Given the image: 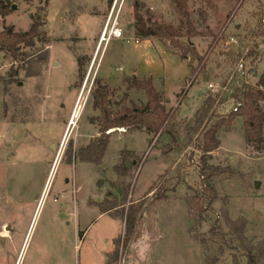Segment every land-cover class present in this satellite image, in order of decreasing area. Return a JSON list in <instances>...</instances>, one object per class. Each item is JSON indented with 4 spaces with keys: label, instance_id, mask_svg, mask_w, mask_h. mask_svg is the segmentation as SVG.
Returning a JSON list of instances; mask_svg holds the SVG:
<instances>
[{
    "label": "rangeland",
    "instance_id": "obj_1",
    "mask_svg": "<svg viewBox=\"0 0 264 264\" xmlns=\"http://www.w3.org/2000/svg\"><path fill=\"white\" fill-rule=\"evenodd\" d=\"M140 1L145 19L148 10L154 22L178 26L169 0ZM9 2L16 9L0 20V31L25 32L30 16L41 27L35 45L20 49L15 60L0 53V264H107L118 238L110 264H246L247 249L262 251L264 264V143L245 148L243 120L235 117L231 132L217 134L220 149L207 156L203 170L214 175L203 180L202 138L184 129L208 95H229L241 82L223 69L222 53L241 55L239 63L253 51L244 69L247 74L256 58L246 81L257 82L264 70V0H187L189 19L203 35L191 41L197 53L206 54L215 34L225 38L207 53L196 79L190 70L196 62L181 59L166 42L135 36L133 0H125L118 18L123 37L105 45L99 38L108 0ZM131 77L151 78L166 108L177 109L178 142L118 129L99 164L77 161L75 152L98 136L91 122L98 116L94 80L106 84L110 110L118 112L146 102L144 92L122 82ZM234 105L227 100L217 108L209 126ZM126 163L129 169L114 171ZM195 192L213 195L200 223L187 206ZM153 193L163 198L152 202ZM144 198L142 218L124 247L121 212ZM100 206L116 208L102 213Z\"/></svg>",
    "mask_w": 264,
    "mask_h": 264
},
{
    "label": "trees",
    "instance_id": "obj_2",
    "mask_svg": "<svg viewBox=\"0 0 264 264\" xmlns=\"http://www.w3.org/2000/svg\"><path fill=\"white\" fill-rule=\"evenodd\" d=\"M174 6L175 11L178 13L180 22L177 27L167 25L165 23H157L152 20L148 10H146V19L143 17L142 11L146 8V5L140 0H133L132 4V18L134 34L138 39L146 41L147 39H157L164 43L179 54L183 60H191L196 62L195 68L190 67L191 76L196 79L198 77L197 70L205 71L207 64V53L213 51L215 46L222 42L225 38L223 34H215L212 43L209 45L206 54L200 55L194 49L192 39L203 36L199 31L197 32L191 19H189V13L187 11V0H169ZM112 3V0H108V6ZM11 3L9 0H0V20L7 17L11 11ZM31 25L25 32H15L13 27H8L0 31V53H6L12 59H16L20 49L31 48L35 45V42L40 37L41 24L34 16H30ZM223 33V32H221ZM226 56L223 69L230 70V74L235 75L233 67L237 65L241 55L232 53H222ZM254 52L250 51L248 55L244 56L241 60H246L253 56ZM255 60L253 58L250 62L251 69L248 71L244 80L239 85H234L232 92L226 95L224 91L218 90L215 95H208L206 99L201 103L202 105L194 113L191 120L186 123L184 129L187 133L192 132L195 138L201 136L202 145L200 150L202 153L201 163L202 168L200 177L202 179H208L214 175V172L204 175L203 170L206 166V158L210 153L217 150L219 147V139L217 133L222 129L229 131L234 123L235 117H240L243 120V136L245 137V144L247 147L253 150H259L263 147L264 139L262 136V130L264 127V112L260 104L264 105V70L258 77L256 83H247L246 78L253 72L255 68ZM236 67V66H235ZM234 71L231 73V71ZM122 82L127 85L128 88L135 89L137 91L144 92L146 102L142 106L135 104L130 107L122 108L118 112H112L110 110V100L108 99V87L103 84L101 80L95 79L93 82V88L91 89L92 106L95 111H98V116L91 119L92 124H96L98 128V136L92 139L89 144L79 149L76 153V160L79 162L99 164L105 154L110 131H116L123 129L129 130H143L146 134H150L154 137L165 135L171 139V144L178 142L177 130L173 118L177 109H167L163 104V96L152 85V79L139 80L135 77L124 78ZM227 100H234L238 105L237 111H230L226 117L219 118L216 123L209 126L214 118L216 109L223 106ZM209 126V127H208ZM173 149V147H170ZM121 170V173L125 171L118 166L114 167V171L117 173ZM215 171V170H214ZM207 192L211 193L212 190L205 186ZM153 190L151 189L149 193ZM155 193L151 195L154 196ZM150 197V198H151ZM163 198V196H154L151 201H157ZM207 203H205L207 200ZM207 199L198 192H195L193 197L187 200V206L189 213L194 222L200 223L203 215L211 211V201L213 195H208ZM147 199H141L136 203H132L128 206L126 214L122 210L121 218L124 220V234L123 243L126 247L135 233L136 227L142 218ZM116 207L104 208L100 206L102 213H109L111 209ZM121 239L114 240L116 245L115 252L109 258L107 264L117 259L118 246ZM254 250L247 249L245 257L247 259L246 264H259V260L262 258V251L257 250L256 254Z\"/></svg>",
    "mask_w": 264,
    "mask_h": 264
},
{
    "label": "built area",
    "instance_id": "obj_3",
    "mask_svg": "<svg viewBox=\"0 0 264 264\" xmlns=\"http://www.w3.org/2000/svg\"><path fill=\"white\" fill-rule=\"evenodd\" d=\"M125 3V0H112V3L109 6L108 14L103 25L102 31L100 33L99 38V45L106 44L111 39H121L123 37V32L119 28L118 18L120 15V11ZM137 43V41H135ZM231 42H234L232 38ZM97 52V50H96ZM96 54V53H95ZM235 75H237L240 81L244 80L246 76V71L244 69V61L240 60V62L235 67ZM234 76V74H233ZM209 89L212 92H215L214 86L208 85ZM238 105H234L233 109L231 110L233 113L237 111Z\"/></svg>",
    "mask_w": 264,
    "mask_h": 264
},
{
    "label": "crops",
    "instance_id": "obj_4",
    "mask_svg": "<svg viewBox=\"0 0 264 264\" xmlns=\"http://www.w3.org/2000/svg\"><path fill=\"white\" fill-rule=\"evenodd\" d=\"M86 1H89V0H86ZM234 121H235V120H234ZM233 124H234V123H233ZM232 127H233V125H232ZM232 127H231V129H230L229 131H226V132H227V133L231 132ZM116 131L118 132V130H116ZM116 131H110V133L113 134V133H115ZM119 131H120V130H119ZM122 131H125V130L122 129ZM218 133H219V132H218ZM218 133H217V134H218ZM111 134H110V135H111ZM110 135H109V136H110ZM262 136H263V139H264V127H263V130H262ZM92 137H93V136H92ZM92 137H91V138H92ZM243 137H244V136H243ZM91 138H90V139H91ZM92 139H94V138H92ZM218 139H219V138H218ZM244 140H245V137H244ZM219 141H220V140H219ZM246 147H247V146H246V144H245V148H246ZM219 149H220V144H219V147L217 148V150H219ZM217 150H216V151H217Z\"/></svg>",
    "mask_w": 264,
    "mask_h": 264
},
{
    "label": "water",
    "instance_id": "obj_5",
    "mask_svg": "<svg viewBox=\"0 0 264 264\" xmlns=\"http://www.w3.org/2000/svg\"><path fill=\"white\" fill-rule=\"evenodd\" d=\"M10 9H11V11H14L16 8H15L14 5H12ZM124 168H125V169H129V168H130L129 163H126ZM254 187L258 189V188H259V184H258V183H255V184H254ZM1 241H2V237H0V242H1Z\"/></svg>",
    "mask_w": 264,
    "mask_h": 264
}]
</instances>
